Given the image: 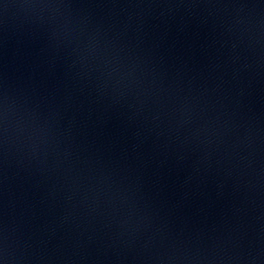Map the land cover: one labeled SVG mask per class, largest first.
I'll list each match as a JSON object with an SVG mask.
<instances>
[{
	"label": "water",
	"instance_id": "water-1",
	"mask_svg": "<svg viewBox=\"0 0 264 264\" xmlns=\"http://www.w3.org/2000/svg\"><path fill=\"white\" fill-rule=\"evenodd\" d=\"M0 264H205L144 0H0Z\"/></svg>",
	"mask_w": 264,
	"mask_h": 264
}]
</instances>
